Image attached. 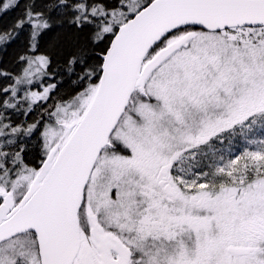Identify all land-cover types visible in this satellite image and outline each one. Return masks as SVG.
<instances>
[{
  "label": "snow or ice",
  "instance_id": "snow-or-ice-1",
  "mask_svg": "<svg viewBox=\"0 0 264 264\" xmlns=\"http://www.w3.org/2000/svg\"><path fill=\"white\" fill-rule=\"evenodd\" d=\"M21 7L74 92L0 72V264H264V0Z\"/></svg>",
  "mask_w": 264,
  "mask_h": 264
},
{
  "label": "trees",
  "instance_id": "trees-1",
  "mask_svg": "<svg viewBox=\"0 0 264 264\" xmlns=\"http://www.w3.org/2000/svg\"><path fill=\"white\" fill-rule=\"evenodd\" d=\"M32 2V0H28ZM38 9H42L46 0H34ZM23 5V0H22ZM23 14V7L17 8L14 11L9 12L7 15L0 17V31L9 29L16 19ZM14 39H12L8 44L0 46V72L11 73L12 77H22L24 70L27 68L26 61H21V56L31 57L40 54H52V64L50 65L49 71L52 73L51 76H44L42 82L44 85L56 81L58 87L60 88V95L67 98L70 94L74 92V86L71 84V78L68 76L66 69L63 67L64 57L57 56L53 50L48 46L49 37H45L40 43L39 51L32 52L30 50V29L27 27L19 31V33H13ZM12 77L5 78L0 76V87L8 86L13 84L14 80ZM40 85L38 83H33L30 85V89L38 88L40 90ZM24 88V87H23ZM26 89V88H24ZM43 103V102H42ZM41 111H43L41 109ZM40 113L29 114L26 118L28 123H31L33 119L39 118ZM13 123L25 120V117L13 114ZM35 143V140L32 141Z\"/></svg>",
  "mask_w": 264,
  "mask_h": 264
},
{
  "label": "rangeland",
  "instance_id": "rangeland-1",
  "mask_svg": "<svg viewBox=\"0 0 264 264\" xmlns=\"http://www.w3.org/2000/svg\"><path fill=\"white\" fill-rule=\"evenodd\" d=\"M27 63V62H26ZM27 67H28V65H27ZM43 71V70H42ZM43 75H42V72L41 73H38L36 76H34L33 77V80L35 81V83H38L40 86V90L38 89V88H35V89H30L29 87H30V85H27V84H25V85H21L20 87H24V88H26V90H31V91H42L43 90V86H46V85H44L43 84V82H42V79H43ZM34 83V84H35Z\"/></svg>",
  "mask_w": 264,
  "mask_h": 264
}]
</instances>
